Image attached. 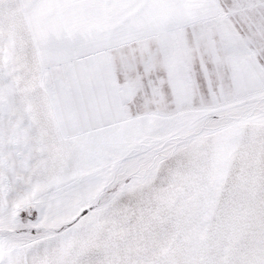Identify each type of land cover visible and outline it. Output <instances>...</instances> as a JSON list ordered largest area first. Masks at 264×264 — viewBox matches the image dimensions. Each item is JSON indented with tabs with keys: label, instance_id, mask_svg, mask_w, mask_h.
Returning a JSON list of instances; mask_svg holds the SVG:
<instances>
[{
	"label": "snow or ice",
	"instance_id": "6c2138e0",
	"mask_svg": "<svg viewBox=\"0 0 264 264\" xmlns=\"http://www.w3.org/2000/svg\"><path fill=\"white\" fill-rule=\"evenodd\" d=\"M0 264H264V0H0Z\"/></svg>",
	"mask_w": 264,
	"mask_h": 264
}]
</instances>
